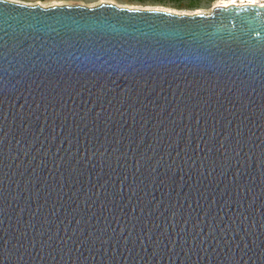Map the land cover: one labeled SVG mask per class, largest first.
I'll return each instance as SVG.
<instances>
[{
	"label": "water",
	"instance_id": "1",
	"mask_svg": "<svg viewBox=\"0 0 264 264\" xmlns=\"http://www.w3.org/2000/svg\"><path fill=\"white\" fill-rule=\"evenodd\" d=\"M24 5L0 0V264H264V8Z\"/></svg>",
	"mask_w": 264,
	"mask_h": 264
},
{
	"label": "snow or ice",
	"instance_id": "2",
	"mask_svg": "<svg viewBox=\"0 0 264 264\" xmlns=\"http://www.w3.org/2000/svg\"><path fill=\"white\" fill-rule=\"evenodd\" d=\"M233 4H235V0H232ZM4 4H16L19 7H26L20 3V0H3ZM241 6L246 7H255L259 6L264 8V2H260V0H241ZM149 12H161L163 9H146ZM170 14V13H169ZM160 44V41H157ZM80 56L84 57L85 60H101L104 58L115 59L119 57L122 60H141L143 57L148 56L150 53V49H146L145 47H140L137 45H129L127 47H120L117 50L113 51L110 47H104L102 45L98 46L94 42L90 40H85L84 42H77L74 45ZM161 54L163 56H175L181 55L185 58H195L198 56V50L195 48H186L183 51H175L171 46H165L161 44V52L151 51V55L153 58L159 59Z\"/></svg>",
	"mask_w": 264,
	"mask_h": 264
},
{
	"label": "rangeland",
	"instance_id": "3",
	"mask_svg": "<svg viewBox=\"0 0 264 264\" xmlns=\"http://www.w3.org/2000/svg\"><path fill=\"white\" fill-rule=\"evenodd\" d=\"M224 1L232 0H20V3L28 5H41L50 7L55 5H83L94 7L101 3H113L122 7L137 9H163L177 14H209L217 6L222 5ZM193 2L197 4L193 5ZM264 2V0H260ZM235 3L241 4V0H235ZM231 5V4H230Z\"/></svg>",
	"mask_w": 264,
	"mask_h": 264
},
{
	"label": "bare ground",
	"instance_id": "4",
	"mask_svg": "<svg viewBox=\"0 0 264 264\" xmlns=\"http://www.w3.org/2000/svg\"><path fill=\"white\" fill-rule=\"evenodd\" d=\"M230 4H233V2H232V1H224V3H223L222 5H224V6H228V5H230ZM234 5H241V4H237V3H235Z\"/></svg>",
	"mask_w": 264,
	"mask_h": 264
},
{
	"label": "trees",
	"instance_id": "5",
	"mask_svg": "<svg viewBox=\"0 0 264 264\" xmlns=\"http://www.w3.org/2000/svg\"><path fill=\"white\" fill-rule=\"evenodd\" d=\"M211 1H214V0H211ZM197 4L196 2H193V5Z\"/></svg>",
	"mask_w": 264,
	"mask_h": 264
}]
</instances>
